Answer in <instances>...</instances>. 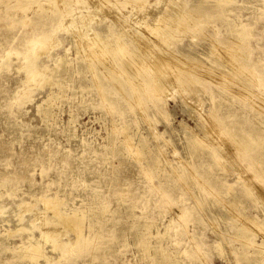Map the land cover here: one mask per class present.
I'll return each mask as SVG.
<instances>
[{
	"label": "rangeland",
	"instance_id": "obj_1",
	"mask_svg": "<svg viewBox=\"0 0 264 264\" xmlns=\"http://www.w3.org/2000/svg\"><path fill=\"white\" fill-rule=\"evenodd\" d=\"M22 3H0V264H25L18 260V247L49 230L53 238L43 250L53 264H161L152 260L156 246L174 256V264H194L193 256L183 251L195 243L202 252L200 264H264V254L253 253L252 246L239 255L240 242L233 238L236 221L224 218L221 205L227 196L219 183L238 192L240 175L228 162L223 167L213 162L212 157L226 156L223 148L195 154L186 135L204 137L201 129L208 125L200 115L211 109L233 126L230 132L237 137L264 125L263 114H256L264 110V0L219 5L211 0H86L73 6V20L55 15L47 6L39 12L38 3L23 11ZM181 9L193 17L169 21L171 31L157 20L173 18ZM80 27L94 42L109 46H117V41L135 45L133 33L140 32L145 42L154 39L159 44L157 58L170 59L173 68L188 66V78L181 87L173 83L167 94L160 92L157 105L145 99L141 111L107 68L121 54L97 56L91 51L93 65L76 53L72 32ZM156 28L163 35L168 32L163 41L152 34ZM235 28L240 35L233 33ZM40 30L52 31V40L34 58L45 79L27 80L25 41ZM232 61L245 62L253 75L233 70ZM91 70H98V82ZM217 134H212L214 141L220 135L219 141L227 144L228 137ZM152 156L160 161L152 162ZM185 164L215 193H202L182 181ZM47 198H57L65 213L78 210L83 236L93 247L82 246L62 257L60 249L74 244L75 234L43 208ZM238 207L234 214L240 218L261 216L264 208L248 197L240 199ZM41 220L48 228L40 226ZM156 230L163 234L159 239ZM141 234L150 246L145 252L137 244ZM35 264H46V259Z\"/></svg>",
	"mask_w": 264,
	"mask_h": 264
},
{
	"label": "bare ground",
	"instance_id": "obj_2",
	"mask_svg": "<svg viewBox=\"0 0 264 264\" xmlns=\"http://www.w3.org/2000/svg\"><path fill=\"white\" fill-rule=\"evenodd\" d=\"M9 1L10 0H0V3H8ZM16 1L17 2L18 1L24 2V3H22L23 4V7H22L23 11L28 8V4L30 5V4L38 3V8L40 9L39 12L44 11V9H45L44 6H47L52 12L55 13V15H57L59 17L60 16L61 17H68L69 20H73V18H74L71 11L74 10L73 6L75 5V3L76 4H78V3L85 4L86 3V0H16ZM41 1L43 3H45V2L46 3L43 4ZM116 1H119L120 3L128 2V0H116ZM225 1L227 2L228 0H215V1L211 0V3H216V5H219ZM101 4H105V3L101 2ZM96 8H98V6ZM134 8H137L138 10H140L139 9L140 6L136 5ZM93 10H94V8H93ZM191 16L192 15L189 13V10L183 11L181 9L180 11H178L177 15H173V18H171V17H168V18L162 17L161 18L160 17L157 20L166 24L169 31H171L172 28L174 27V25L172 23H169V21L172 22V21H176L178 19L184 20L186 18H191ZM123 19H125V18L123 17ZM83 20H85V19L83 18ZM82 22L84 23V21H82ZM86 22H88V21H86ZM123 26H124V24H123ZM124 28L127 29L126 26ZM124 28H122V29H124ZM81 29L82 28L80 27V31H78L76 29V31L72 32V36H74L73 38L76 39L75 40L76 41L75 42L76 47H77L76 53L80 54V56L83 59L87 58V59L91 60V63L93 65L95 64V62H94V59L91 57V54H90L91 51H93V53L96 54L97 56L98 55L104 56V54L109 53L108 51H114V52L117 51L118 54H121L120 56H118V58L113 60L111 65H109L108 67L106 66V67L108 68V70H111V73L118 79L119 83H121L122 85L127 87L128 92H129L130 103L132 105H135L138 108H140L141 111H143L142 110L143 109V102L145 101V99H150L152 102L155 103V105H157V102H155V100L159 99L158 96L160 95L159 94L160 92L164 93L163 95H165V94H167V92L169 90L168 88L171 84L176 83L181 87L183 82L187 80L185 78H188L187 77L188 76L187 74L189 73V67L188 66L175 65L176 68H173L170 59L168 60L166 57H164V59L160 58L161 57L160 55H159V58H157V55L159 53L158 51H160V50H157L159 44L157 43L158 44L157 45L156 42L153 43L154 39H153V41L150 39L152 42H148V43L145 42L146 39L145 40H143L144 38L141 39L140 38L141 35L137 34L140 32L133 33V35L136 39H134V37L132 39L136 40V43H137L135 45H134V43H133V45H129L126 42L123 43V42L117 41L118 40L117 39L116 40L118 42L117 46H115V44H116L115 42H114L113 46H109V44L107 42H105V43L103 42L101 45H99L98 42H94V39H93L94 37L92 38V37L86 36L88 34L84 35L83 33L85 30L83 29L82 30L83 33H82ZM149 31H147V32H149ZM153 31L154 32L152 34L153 35L155 34V37H157L160 41H163L165 39L166 34L168 33V32H166L163 35V34H161V32L157 31V28L154 29ZM232 31H233V33H235L237 35L241 34L239 29H237V28L233 29ZM88 32H89V30H88ZM142 32L144 33L143 30H142ZM131 34H130V36H132ZM149 34L150 33H148V36H151ZM145 35H147V33ZM113 36H115V35H113ZM87 37L89 39H87ZM51 38H52V31L48 32V31H42V30L33 31L26 38L25 48H26V51H28V53L27 52L25 53L24 58H25V60H27L29 62V65L27 68L29 75L27 76V80H28V78H31L32 80H35L36 78H40L42 80L45 79L43 72L35 65L34 58L37 56V54L42 53V51L44 49V45L46 43H48V41L52 40ZM145 38H147V36ZM91 39L93 41H91ZM143 41L145 42V44ZM229 48L232 51H235V46H231ZM152 56H153V59L151 58ZM150 60H152V61L154 60V61L152 62ZM103 62H106V61H103ZM227 62L229 64V61H227ZM234 62H238L241 65L235 66ZM105 64H107V63H105ZM231 64L232 65H230V66H232L233 70H250L251 75H253V72L251 71V70H253L252 67L249 66L248 64H246L245 62L242 63L239 61H232ZM222 66L224 67V65H222ZM169 70H175L176 73L174 74V76L171 72H169ZM91 71H92L93 76H95V81L98 82V78H99L98 70H91ZM235 72H237V71H235ZM170 76L173 77L172 82L169 80ZM251 79L254 80L253 77H251ZM171 80H172V78H171ZM249 83H251L250 79H249ZM224 89H225V87H224ZM185 103L188 104V100H185ZM190 106H192V105H190ZM162 109L163 108L157 107L158 111H160L161 113H164V111ZM195 109H198V108H195ZM256 114L259 116H261L263 114V117H264V110H263V112H260V110H259V111H257ZM200 116H201L202 120L207 122L208 127L204 124L205 129L204 128L201 129V131L203 130V134H204L203 138H200L191 132L186 133L188 145L191 148L192 152L197 154L202 150L206 151V148H207L208 153L212 154V152L214 150L216 151L218 148L219 149L223 148L225 150V152H223L224 150H222V153H225L224 155H226L227 157L226 156H222V158L212 157L213 162L215 161L217 164H219L222 167L224 166L225 162H228V163L232 164V166H234L235 170L238 172V176L240 175V178L239 177L238 178L241 180L240 181L241 186H240V190L238 192H233L232 186L230 184H227L225 182L219 183L221 194L224 193L227 196L226 200H223L224 205H221L223 212H224V218L226 220L236 221L235 228H234L235 229V231H234L235 237H233V236L232 237L238 239L240 242L241 250L239 252V255H241V256L246 255L248 253L249 246H252V250L254 251L253 253H255V254L263 253L264 254V208H262V211L260 212L261 216H259V214L245 216V217L242 215V217L240 218L234 214L236 209H239L238 203H240V199H243L246 197L254 198L255 201L257 202V204H261L262 206H264V125L261 128L258 127V129H256L255 133L250 132V133L244 134V136L241 135V136L237 137L236 135L231 134V132H230V131H232L233 126H228V125L224 124L222 116L218 115V113H216V111H213V109H211L208 112H207V110H206V112H202V114ZM234 118H236L235 115H234ZM213 133H216V134L219 133L221 135L223 134L224 137L225 136L228 137L227 144L225 142L219 141L221 139L220 135H219L220 139L219 140L217 139L216 140L217 142H215L214 139H216V137H215V135H212ZM217 136H218V134H217ZM207 140H209V142ZM124 144L126 147L130 146V139L126 135L124 138ZM138 153H139L138 151L135 152L137 157H138ZM215 154H217V153H215ZM150 160L152 162H159L160 158L157 156H152ZM226 169H227V167H225V170ZM143 171L145 172V174L150 176V170L149 169L144 168ZM230 174H232V173L230 172ZM179 177H180V179H182V181L186 182L187 184L194 185L202 193L204 192V193L211 194L210 193L211 188H207V187H209V185L204 181V179L202 177H200L194 171H192L188 167V164H185L184 166H182ZM211 191H214V190L212 189ZM213 193H215V191ZM214 198L217 199L218 198L217 195H215ZM42 205L44 206L43 208L51 211V214L53 213V215L57 218L56 222H59L60 224L64 225L65 227H67V229L71 230L75 234L74 244H72V243H69L70 245L66 244V246H68V247L64 246L63 249H60V250H62V252H61L62 257L69 256L70 253L72 254L73 250L78 249L82 246L86 247L87 250H88L89 245L90 246L92 245V247H93L94 244H92V242L88 238H85L83 236V229H84L83 216L78 213L77 209H74L69 213H65L64 211H61L60 202L58 201L57 198L44 199ZM36 213H35V215H36ZM40 214H42V213H40ZM43 215H44V213H43ZM177 215H178V213H177ZM34 217H36V216H34ZM41 217H42V215H41ZM39 218L40 217H38V220H39ZM44 221H45V219H44ZM42 223H43V221L40 224H42ZM230 223H232V222H230ZM180 224H182V223H180ZM57 225L59 226L58 223H57ZM40 226L42 227V226H44V224H42ZM54 226H55V224H54ZM54 226H52V227H54ZM61 226H59V227H61ZM64 226L61 227L62 231H64L63 230ZM151 226H152V223H149L146 227L149 228ZM44 227H47V225ZM44 227H42V228L44 229ZM49 227L51 228L50 225H49ZM87 227L90 228L91 223H89ZM181 227H183V225H181ZM167 228H168V226L165 228L166 234L168 231ZM49 231H51V230H49ZM49 231H48V233L47 232L41 233L39 238L29 237L28 240H26V241H28V243H23L22 245H20L18 247V252H17L18 260L23 261L25 264H35L42 257V258L46 259V264H53L48 259L47 255H45V253H44L45 251L43 250V246L45 245V243L48 240L51 241L50 237L53 238L52 235L51 236L49 235ZM62 231L60 234L61 236H63ZM156 231H157V233H155L154 236L157 239L161 238L163 236V234H161L158 230H156ZM54 232H56V231H54ZM58 232H60V231L58 230ZM58 232H57V234L59 235ZM257 235L260 236V238L256 239ZM54 236H55V234H54ZM224 240L227 241L228 238L224 237ZM62 243H63V241H62ZM137 244L140 247V249L144 252L149 250V248H150L148 240L144 234H141L138 237ZM61 248H62V246H61ZM52 249L53 248L51 247L50 250H52ZM185 252H187L188 254L193 256L194 264H200V262L202 261V252L200 250L198 243H195L194 245H191V246H187L185 248V250L183 251V253H185ZM152 260H157L161 264H174L176 259L174 258V256H171L170 254L165 253L164 250H161L159 248V246H156L154 248V256H153Z\"/></svg>",
	"mask_w": 264,
	"mask_h": 264
}]
</instances>
